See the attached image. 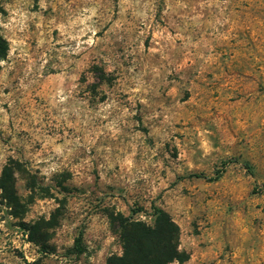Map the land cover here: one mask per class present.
I'll return each mask as SVG.
<instances>
[{"label": "rangeland", "instance_id": "rangeland-1", "mask_svg": "<svg viewBox=\"0 0 264 264\" xmlns=\"http://www.w3.org/2000/svg\"><path fill=\"white\" fill-rule=\"evenodd\" d=\"M94 2L75 0L66 8L69 0H0V36L6 50L12 38L23 39L25 50L13 53L11 60L6 54L0 58L5 61L0 64V223L4 225L0 229V245L4 246L0 248V264H106L116 255L112 252L116 241L104 243L110 236H119L117 219L121 214L116 208L133 214L138 210L151 212L158 207L156 201L163 202V194L153 198L146 191L148 181L143 176L153 165L162 179L167 176L173 180L161 184L165 190L176 188L175 181H180L167 213L180 227V243L190 240L199 249L183 251L199 258L201 264H254L249 259L255 255L254 246L245 251L239 241L250 230L264 231V194L256 186L264 181V166L255 158L256 166L250 162L243 137L264 136L260 123L264 117L249 104L252 97L264 98V65L252 67L240 61L241 56L247 59L254 51L238 6L241 0H151V24L146 29L144 25L137 28L130 16L137 0H126L124 15L130 31L113 39L110 54L121 59L127 56L148 69L166 63L167 78L177 82L202 76V80L192 81L198 94H192L191 106L173 107L177 90L168 95L163 87L158 89L157 99L169 110L170 120L158 116L145 121L153 126L154 134L135 149L128 147L137 145L131 130L109 131L103 126L107 121L86 119L85 112L61 102V94L72 93L75 85L85 82L83 73L77 78L71 69L89 59L83 50L72 51L78 42L66 39L68 24L77 17L82 19L85 5ZM100 2L110 6L111 0ZM165 8L169 9L167 15ZM229 9L236 16L224 23L221 14L226 15ZM21 19L23 32L17 31ZM6 24L15 25L16 37ZM76 31L72 29V35ZM203 60L208 63L201 72ZM234 112L240 113L238 121ZM169 128L174 131L165 138ZM137 131L143 138L148 128L138 127ZM201 133L204 135L198 139ZM229 140L232 143L226 142ZM199 143H208L214 150L202 156L203 149L196 150ZM185 161L199 166L184 169ZM51 163L58 164L60 170L45 184L41 169ZM244 168L240 184L230 190L222 189L219 181L190 177L202 173L213 178L221 172V178H230ZM248 179L252 187L244 183ZM153 187L154 193H159V188ZM196 196H207L204 203L208 209L185 224L178 210ZM45 200L59 205L49 213L50 224H25L38 201ZM27 223L33 224V220ZM17 236L19 247L12 245ZM196 237L208 239L197 244ZM21 241L30 248L24 249Z\"/></svg>", "mask_w": 264, "mask_h": 264}, {"label": "clouds", "instance_id": "clouds-1", "mask_svg": "<svg viewBox=\"0 0 264 264\" xmlns=\"http://www.w3.org/2000/svg\"><path fill=\"white\" fill-rule=\"evenodd\" d=\"M75 0H69V4L65 5L66 8H70L71 4ZM242 14L244 15L245 21L248 26V38L252 41V47L254 51L248 53V58L241 56L240 61L244 64L251 65L252 67H260L264 65V0H241L238 5ZM44 7V3L41 2V8ZM130 7V5L128 6ZM153 4L151 0L146 2H140L137 0L135 11L130 13L133 18V23L137 26L144 25L145 29L151 24ZM126 10V0H111L110 6H105L100 0L91 4H86L84 11L81 12L82 19L77 17L68 24L69 34L66 39L77 40L76 48L72 49L74 52L84 51L85 56L89 59L86 62L78 63L74 69L75 76L78 78L81 73L85 76V82L74 86V91L67 95L61 94V102H67L71 107L80 109L87 114L86 119H95L98 121H107L103 126L111 131L116 128H123L124 130H131V138L137 141V145H128V147L135 149V147L144 145L145 138H151L154 134L155 129L149 124H145V121H154L158 116H163L164 120H170L168 115L169 110L163 106L157 99L158 89L164 88V91L171 95L172 90H177V103L173 105L177 109L183 108L185 104L191 106L192 94H198L197 90L193 87L192 81L202 80V76L193 75L190 81L177 82L174 79H168L169 67L166 63H161L158 66H153L148 69L146 66H142L138 61L129 60L127 56L121 59L119 56H114L109 49V44L113 39H120L122 33L130 31L127 23V18L124 13ZM165 14L169 12L168 8L164 9ZM236 16V13L231 9L228 10L227 14H221V20L224 23L228 22V19ZM218 20L217 23H220ZM17 23L21 25L17 31H24L23 19ZM83 25V27H81ZM6 29L11 32L12 37H16V31H13L15 25L6 24ZM77 29L75 35H72V29ZM97 31H100L101 35L97 36ZM254 33V35H253ZM83 36H87V39H82ZM257 41L259 42L257 44ZM24 44V40L20 38H12L8 42L6 55L9 60L12 59L13 53L20 52L24 53V49L21 45ZM68 51V49H63ZM19 58V57H18ZM183 57H181L182 59ZM259 58V63H257ZM162 59L167 61V57L162 55ZM234 59V58H233ZM5 63L3 59H0V64ZM207 60H203L200 65V71L204 72V66L207 64ZM68 63L64 65L68 68ZM12 65L9 64L8 68L11 69ZM190 67V66H189ZM195 71V70H194ZM146 77H150L146 80ZM191 90V91H190ZM83 95H80V94ZM187 97V99H184ZM167 98V96H165ZM183 100V103H179ZM249 104L254 105L257 110V114L264 117V98L257 100L252 97L249 100ZM137 105L143 107H137ZM247 107V106H246ZM150 109L149 112H145L144 109ZM159 109V111H157ZM139 115L140 119L135 120L134 117ZM240 113H233V116L237 117V121ZM255 123V121H253ZM261 125H264V119L260 121ZM138 127H147L148 132L146 136L142 138V134L137 131ZM174 131L173 128H169L165 132V138L168 134ZM200 135L198 134V139ZM250 135V138L243 137L246 140V144L249 148L250 162L256 166L253 162V158L260 161L261 165L264 166V136ZM232 143V141H226ZM203 149L202 156L208 155L210 151L214 150L208 143H199L196 145V150ZM218 150V149H216ZM59 152V149H56ZM135 154V152L133 153ZM147 155V152L144 153ZM191 156V153H190ZM150 159V157H149ZM199 159V157L197 158ZM40 161H37V165ZM34 165L33 167H35ZM199 165L193 161L189 163L185 161L184 169L191 170ZM156 166L153 165L148 170V175H144L143 178L148 181L146 191L150 196L163 194V202L156 201L158 208L151 212L135 211L132 212L126 210L123 207L116 208V213L121 215L117 219V225H137V231H146L150 234L156 233L160 230L161 225L164 222V217L161 213L167 214L168 204L171 201L174 193L180 187V181L176 180V188L165 190L161 184H171L173 180L165 176L163 179L155 171ZM60 170V166L56 163L48 164L47 167L41 169V176L44 177V183L47 184L53 173ZM181 171V169H177ZM246 169L244 168L240 175H231L229 177L221 178L220 176L215 177L213 183L216 181L220 182L222 189H231L233 185L235 187L240 184V177L244 176ZM249 176L251 173H247ZM143 175V174H142ZM245 184L252 187L251 180H245ZM159 188V193H154V187ZM260 188L261 193L264 194V181L256 185ZM2 191V190H0ZM215 199V197H213ZM207 200V196H196L187 201L188 206L183 209H179L180 215L183 216L185 224H188L191 220L196 219L198 216L204 215L205 210L208 209V204L204 203ZM262 204H264V197H262ZM54 207L53 201L45 200L38 201V206L34 207L32 212L28 214L25 224L35 225L43 221L46 224H50L52 217L49 215L50 211ZM129 208H132L131 203ZM11 219V217H9ZM27 220H33V224H28ZM169 224H174L175 221L168 218ZM75 227V226H74ZM4 228L3 223H0V229ZM32 233L31 229L28 230ZM7 233V229H5ZM27 240L28 237L25 236ZM203 239L208 237H196V243H200ZM20 237L17 236L12 240V245L19 247L18 241ZM112 240L116 243L112 246V252L116 253L119 258H124L126 248L124 242L119 236H110L104 243L108 244ZM20 243H23L21 241ZM240 246L245 251L249 248H253L255 255L250 256L249 259L254 264H264V231L259 233L249 231L243 233L240 238ZM175 245V240L165 242L162 246V250L155 253L161 264H201L199 258H193L192 256L181 257L180 255H164V249L168 246ZM0 245V248H3ZM24 249H29V243H23ZM117 248L119 251L117 252ZM189 248L192 252H198L192 241L185 240L179 245L175 246V251L180 254L182 249ZM151 259V257H149Z\"/></svg>", "mask_w": 264, "mask_h": 264}, {"label": "trees", "instance_id": "trees-1", "mask_svg": "<svg viewBox=\"0 0 264 264\" xmlns=\"http://www.w3.org/2000/svg\"><path fill=\"white\" fill-rule=\"evenodd\" d=\"M6 52L5 41L0 36V58ZM219 172L215 177L220 176ZM190 177L194 178H203L207 180H214L215 177H207L202 173L192 174ZM6 182L8 181V170H5V176L3 177ZM2 188L6 191L7 186L3 184ZM35 187L32 186V190ZM158 207L154 206V210ZM143 211V210H138ZM164 217V222L161 225V228L158 232L150 234L146 231H137L139 226L137 225H123L119 226V237L124 242L126 248L124 258H119L117 255H112L107 259L106 264H161L158 257L155 253L162 250V246L165 245V242L175 240V245L166 247L164 255H180L183 257H188V253L181 251L180 254H177L175 251V246L180 244L181 230L180 227L174 223L169 224L168 218L172 217L169 213H161ZM80 241V238L77 240ZM80 247V246H79ZM79 253H82L81 248L78 250ZM151 257V259H149Z\"/></svg>", "mask_w": 264, "mask_h": 264}]
</instances>
